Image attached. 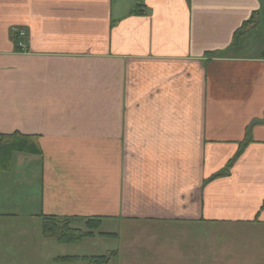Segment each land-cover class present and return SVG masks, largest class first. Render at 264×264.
Here are the masks:
<instances>
[{"label":"crops","instance_id":"crops-1","mask_svg":"<svg viewBox=\"0 0 264 264\" xmlns=\"http://www.w3.org/2000/svg\"><path fill=\"white\" fill-rule=\"evenodd\" d=\"M45 215L101 218L97 247ZM113 251L264 264V0H0V264Z\"/></svg>","mask_w":264,"mask_h":264},{"label":"trees","instance_id":"trees-1","mask_svg":"<svg viewBox=\"0 0 264 264\" xmlns=\"http://www.w3.org/2000/svg\"><path fill=\"white\" fill-rule=\"evenodd\" d=\"M141 4L137 6L138 12H143L140 8ZM256 15V14H255ZM255 19L251 18L249 21L245 22L243 26L237 30L234 37V43L239 37H243L246 33L250 32L254 26L252 23ZM255 23V22H254ZM244 146V145H243ZM243 148V147H242ZM241 148V149H242ZM20 150L28 151L30 153H39L37 145L34 143L33 147L31 145H25ZM241 151L229 162V164L220 172L212 176L211 179L227 175L230 172L231 167L240 155ZM83 221L86 225V229L75 228L74 224L76 222ZM101 227V218H77V217H58V216H42L41 229L42 234L45 237L55 238L57 242L61 244H74L82 241L83 239L93 236ZM117 252H109L105 255H95V256H59L55 260L57 262H67L71 263L74 260L82 259L87 264H109L111 258L116 255Z\"/></svg>","mask_w":264,"mask_h":264},{"label":"rangeland","instance_id":"rangeland-1","mask_svg":"<svg viewBox=\"0 0 264 264\" xmlns=\"http://www.w3.org/2000/svg\"><path fill=\"white\" fill-rule=\"evenodd\" d=\"M250 36L254 37L256 39V41L259 40V42H261V38L260 39H258V38L262 36V32H256L255 31ZM74 226H76L78 228L86 229V225L84 224V222H76L74 224ZM103 229L104 228H99L98 232L99 231H102ZM172 234H173L172 233V230H166V231L163 232L162 235H164V236H171ZM149 235L150 234H147L145 232H142L141 234H139V236H142V237H146V236H149ZM149 240L150 239H145L144 241L146 243L143 241L142 244H139L137 241H135L134 244H133V247H136L137 249H133V252L131 253V255H134L136 252H138L139 248L142 249V253L147 252V251H151L152 252V245L150 244ZM82 241H80V242H82ZM88 241H90L91 243H88L87 244V241L85 242V244L84 243H79V242L77 243L78 244L77 246H79V245L81 246L80 249H79V251L81 252V254L82 253H88L90 251L91 247H97V246H93V244L95 242H98L99 239L97 237L96 239H88ZM51 242H57V241H56L55 238H51ZM147 242H149V243H147ZM48 251L50 253L54 254V255H59L60 254V252L58 250V245L56 243L50 245ZM166 252H169V251L167 250ZM115 264H118V259L115 261Z\"/></svg>","mask_w":264,"mask_h":264},{"label":"built area","instance_id":"built-area-1","mask_svg":"<svg viewBox=\"0 0 264 264\" xmlns=\"http://www.w3.org/2000/svg\"><path fill=\"white\" fill-rule=\"evenodd\" d=\"M20 34H21V35H24V34H25V32H23V31H22V32H20Z\"/></svg>","mask_w":264,"mask_h":264}]
</instances>
